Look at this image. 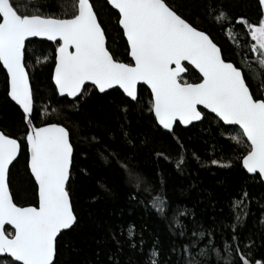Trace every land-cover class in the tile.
<instances>
[{"label":"snow or ice","instance_id":"1","mask_svg":"<svg viewBox=\"0 0 264 264\" xmlns=\"http://www.w3.org/2000/svg\"><path fill=\"white\" fill-rule=\"evenodd\" d=\"M27 3L21 8L18 0H0V66L6 73V96L22 113L25 172L35 203L16 202L10 177L22 141L0 128V264H81L71 257L88 240L95 242L98 260L103 252L100 264H264V0H257L255 21L233 16L223 5H210L208 0H104L126 41L127 60L110 50L94 0ZM194 7H203L222 30L237 32L248 49L242 64L228 58L208 31L183 14L184 8ZM33 38L55 45L51 55L43 57L45 63L52 62L54 93L72 98L68 109L80 111L92 104L102 113H112L122 133L120 147L103 144L102 137L91 131L103 128V120L73 126L77 135L84 132L83 148L74 142L73 128L66 123L34 122L36 97L28 51ZM141 85L150 90L148 105L141 102ZM145 109L157 131L166 130L177 142L176 169L181 174L186 148L176 134L178 127L203 123L212 114L221 139L244 146L236 157L244 183L230 200L229 223L212 219L210 230L202 228L194 212L182 205L173 207L160 184L129 163L137 141L145 146L147 140L133 136L128 121ZM48 111L42 108L38 116ZM228 151H233L232 143ZM220 152L224 153L222 145ZM211 153L205 166H234L227 154L217 157L215 141ZM95 154L117 162L130 204L144 203L155 215L163 214L170 236L179 241V252L174 242L165 248L159 236L145 249L147 224L137 233L135 224L124 229L119 222L113 226L101 219L95 205L111 194L107 184L97 182V190L85 194L86 207L81 206L76 185L90 179L88 161ZM157 155L171 160L167 153ZM192 156L201 160L196 152ZM225 179L221 176L219 182ZM250 185L256 186L258 194L250 192ZM141 190L147 200L139 195ZM253 202L259 206V214L253 216L259 225L255 231L246 230ZM211 207L215 208L214 201ZM108 215L119 216L121 209H109Z\"/></svg>","mask_w":264,"mask_h":264},{"label":"trees","instance_id":"2","mask_svg":"<svg viewBox=\"0 0 264 264\" xmlns=\"http://www.w3.org/2000/svg\"><path fill=\"white\" fill-rule=\"evenodd\" d=\"M41 2H44V0H41ZM94 2L103 21V26L106 28L107 44L110 50L117 54V58L127 60L126 41L118 29L114 17L110 14L109 8L104 4V0H94ZM56 3L59 5L61 0H56ZM208 3L210 5L215 3L217 6L223 5L224 9L233 16L243 15L250 21H255L258 17L257 0H208ZM18 6L21 8L27 7V0H18ZM57 10H60L59 7ZM66 10L70 11V9ZM182 11L194 25L210 33L228 58H234L237 63L242 64L244 62V57L248 55V49L244 46L242 38L238 37L237 32L231 29L222 30L210 15L204 13L203 7H194L191 11L184 8ZM239 27V25H236L237 29ZM238 39H240L239 43ZM54 47L55 45L52 42L44 41L41 44L38 39H32V43L28 45L30 53L29 72L32 75L31 85L36 97L34 122L39 124L41 120H45L47 122L62 121L66 123L70 128H73L74 142L83 148L85 145L80 144V138L84 135V132L77 135L73 126L78 122L84 123L87 120L93 122L103 120V128L93 127L91 131L102 137L103 144L115 148L120 147L122 133L112 113H102L92 104L85 105L80 111L68 109L66 105L68 100L71 99L62 98L54 93V85L50 80V65L52 62L45 63L43 60L45 55H51ZM149 92L146 86H140V98L144 105L149 104ZM45 107L49 109L47 115L39 117V110ZM52 108H56L57 111L52 112ZM66 115L68 116L67 119L65 118ZM22 127V113L18 106L6 96V73L0 66V128L7 134L17 136L22 141ZM128 127L133 136L147 140L145 146H139V141H137L138 147L129 153V163L147 173V178L154 184L159 183L161 186L160 191L168 197L173 207L182 205L185 209L194 212L197 223L202 228L206 227L210 230L212 219H219L224 224L229 223L230 200L233 196H238L239 189L244 183L243 171L239 167L238 161H236V157L244 151V146L222 140L220 137L221 130L216 127L212 114H208L203 123L196 122L193 125L181 126L176 129V134L181 138L186 148L184 153L186 163L182 174L176 169V162L179 158L177 142L166 130L160 129L157 131V127L149 119L146 109L143 113L137 112L132 115L128 121ZM108 131L112 132L111 137L107 135ZM214 141L217 157L227 154L234 160L235 163L231 169L205 166L206 160L212 158L211 149L214 146ZM230 143H232V152L228 151ZM221 145L224 148V153L220 152ZM160 152L167 153L171 156V160L169 161L157 155ZM193 152L199 154L200 161L192 156ZM25 158L26 148L23 146L22 141L21 152L17 162L11 169L10 177L13 194L19 204L35 203L32 194L33 185L25 172ZM79 159L77 157V162H79ZM88 162L91 166L90 179L83 184L78 181L76 185L79 188L77 194L81 196L82 207H86L84 198L87 191H96L97 182L107 184L111 188V194L104 195V199L95 205L97 214L101 219H107L113 226L119 222L124 229H127L129 223L135 224L137 233L141 231L144 224H147L149 230H145L143 233L147 241L145 249L148 248L154 236H159L160 242L165 248L169 246L170 242H174L177 245V252H179V241L170 236L168 220L161 218L163 214L160 216L155 215V210L150 209L144 203L137 205L128 202L129 194L122 186L120 171L115 160L106 162L98 154H95ZM221 176L226 178L223 182H219ZM73 179H76L75 175ZM249 190L253 194H258L256 186L250 185ZM139 195L143 196L145 200L148 199L143 190L140 191ZM213 201L215 202L214 209L211 207ZM258 207L255 202L251 205L252 213L246 218L248 221L246 230L255 231L259 227L253 220V216L259 214ZM117 208L121 209V215H108L109 209ZM186 223L191 228V221L188 220ZM217 227L219 228V225ZM223 235L224 233L221 232L216 239L219 241ZM96 247L94 241H85L80 244L71 258L80 261L81 264H84V262H87V264H100L105 257L102 252L99 260L97 259ZM108 247H111L110 243ZM261 251H264V249H261Z\"/></svg>","mask_w":264,"mask_h":264},{"label":"water","instance_id":"3","mask_svg":"<svg viewBox=\"0 0 264 264\" xmlns=\"http://www.w3.org/2000/svg\"><path fill=\"white\" fill-rule=\"evenodd\" d=\"M33 39H38L39 40V38H33ZM50 42V41H49ZM54 85V84H53ZM150 91V90H149ZM69 99H72V98H69ZM14 103V102H13ZM205 111H207V110H205ZM196 123V122H195ZM184 127V126H183Z\"/></svg>","mask_w":264,"mask_h":264}]
</instances>
